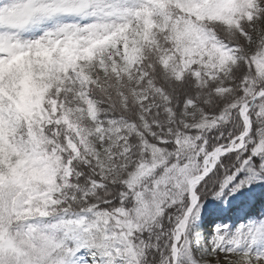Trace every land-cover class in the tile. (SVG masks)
Instances as JSON below:
<instances>
[{
  "label": "snow or ice",
  "instance_id": "6c2138e0",
  "mask_svg": "<svg viewBox=\"0 0 264 264\" xmlns=\"http://www.w3.org/2000/svg\"><path fill=\"white\" fill-rule=\"evenodd\" d=\"M0 264H264V0H0Z\"/></svg>",
  "mask_w": 264,
  "mask_h": 264
}]
</instances>
